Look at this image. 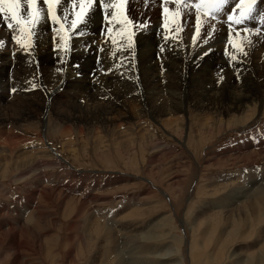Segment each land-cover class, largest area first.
<instances>
[{"label": "rangeland", "instance_id": "rangeland-1", "mask_svg": "<svg viewBox=\"0 0 264 264\" xmlns=\"http://www.w3.org/2000/svg\"><path fill=\"white\" fill-rule=\"evenodd\" d=\"M103 1L70 51L43 0L14 67L0 45V84L32 72L30 92L0 89V264H264V201L232 199L264 181V0L239 24L240 0L217 18L199 0H126L131 47ZM78 10L61 0L56 15L70 28ZM40 142L50 158L32 166Z\"/></svg>", "mask_w": 264, "mask_h": 264}, {"label": "snow or ice", "instance_id": "snow-or-ice-1", "mask_svg": "<svg viewBox=\"0 0 264 264\" xmlns=\"http://www.w3.org/2000/svg\"><path fill=\"white\" fill-rule=\"evenodd\" d=\"M177 4L180 0H176ZM43 3L47 5V18L53 24L60 25L57 35L59 36V44L56 48L59 49L61 53H65L69 50V41L71 39V30L76 29L78 25L84 23L86 14L93 7L94 0H78L79 10L73 12V18L71 19L70 28L64 27L61 23L60 18L56 15L57 5L61 3V0H43ZM77 0H72V4L75 5ZM125 4L126 0H112L111 7L115 9L112 12V19L120 25L119 35L127 40L128 46L131 47L133 43L134 33L130 30V26H133V21L125 14ZM228 4V0H199L195 5L197 11L200 10L201 6H205L208 12H211L214 16L221 13L225 6ZM27 5V18L23 15V6ZM257 0H240L236 8L240 9L239 17L235 18L229 15L228 20L234 21L239 24L246 19L253 18V14L256 11ZM100 8L103 10L106 5L101 0ZM178 15V13H173V16ZM0 17H2L7 22V27L9 29L13 28V25L17 26V29L21 35L18 38L13 35L12 40L16 41L25 50L32 47L33 26L37 25L41 20V11L37 7V0H0ZM105 20L108 19L107 16L104 17ZM199 20V17H198ZM259 23L264 26V12H261L258 17ZM66 22V18H65ZM109 31H112L109 29ZM246 33H252L251 29H244ZM255 32L259 33L260 29H255ZM195 40V38H193ZM248 44L252 41L245 37ZM229 41L231 42V36H229ZM113 44L116 40L113 39ZM3 41H0V45ZM233 47L237 49L238 52L243 53L244 49L238 44L233 43ZM56 50V49H54ZM227 55V53H225ZM235 60L236 57H231ZM35 87V85H33ZM11 91L14 93L17 89L12 88Z\"/></svg>", "mask_w": 264, "mask_h": 264}, {"label": "bare ground", "instance_id": "bare-ground-1", "mask_svg": "<svg viewBox=\"0 0 264 264\" xmlns=\"http://www.w3.org/2000/svg\"><path fill=\"white\" fill-rule=\"evenodd\" d=\"M105 1H103V3H104ZM100 3H101V0H94V3H93V6L96 8V9H98V10H100L101 8H100ZM105 4V3H104ZM107 4V3H106ZM232 4H233V0H232ZM109 5H110V3H109ZM235 4H233V6H231V7H236V5L234 6ZM94 8V9H95ZM106 9V8H105ZM104 9V10H105ZM108 9V8H107ZM98 10H96V11H98ZM104 10H103V12H104ZM109 10V9H108ZM111 10V9H110ZM109 10V11H110ZM95 11V10H94ZM106 11V10H105ZM62 13V12H61ZM72 13V12H71ZM96 14H97V12H96ZM93 15H95V14H93ZM89 16V15H88ZM99 16V15H98ZM109 16V15H108ZM42 17H43V19L45 20V22L46 21H48V18H47V8L45 7L44 9H43V12H42ZM97 17V16H96ZM215 18H217V17H219V16H217V15H215L214 16ZM95 18V17H94ZM92 20V19H91ZM219 20V19H218ZM43 21V20H42ZM113 21V20H112ZM100 22V21H99ZM101 23V22H100ZM114 24H115V22H114ZM117 24V23H116ZM205 24V23H204ZM1 26V25H0ZM110 26H113L112 24L110 25ZM4 27V26H3ZM48 27V26H47ZM2 28V27H1ZM0 28V29H1ZM6 28V30L4 31V33L3 32H1L3 35H0V41H3V44L5 45V44H7L8 46H9V48H7L6 50H5V52H6V54L4 55L5 56V59H6V61H7V63H8V66H10V67H14V65L12 64V62H13V60L18 56V55H20V54H25L27 51H28V49L27 50H25L24 48H22L21 47V45L19 44V43H17L16 41H13L12 40V36L13 35H15V36H17L18 38L20 37V35H21V33L18 31V30H16L17 29V26L16 25H13V28L12 29H9L8 27H5ZM107 28V27H106ZM120 28V27H119ZM92 29V28H91ZM2 31V30H1ZM160 35V34H159ZM104 36V35H103ZM162 36V35H161ZM233 36V35H232ZM76 38V37H75ZM92 39V38H91ZM170 39V38H169ZM157 40V39H156ZM159 40V39H158ZM99 41V40H98ZM137 41V40H136ZM48 42V41H47ZM79 43V42H78ZM77 43V44H78ZM47 45V44H46ZM2 46V45H1ZM42 46V45H41ZM96 46V45H95ZM50 48V47H49ZM103 48V47H102ZM104 49V48H103ZM0 51H1V49H0ZM58 51V50H57ZM70 51V50H69ZM98 51V50H97ZM108 51V50H107ZM222 51V50H221ZM100 52V51H99ZM226 52V51H225ZM104 53V52H103ZM113 53V52H112ZM3 54V53H2ZM123 54V53H122ZM229 55V54H228ZM44 56H45V54H44ZM48 56V55H47ZM3 57V56H2ZM103 57H105V56H103ZM31 58V57H30ZM107 58V57H106ZM2 59V58H1ZM24 59V58H23ZM109 59V58H108ZM15 60H17V59H15ZM22 60V59H21ZM110 60V59H109ZM19 61V60H18ZM23 61V60H22ZM111 61V60H110ZM109 61V62H110ZM16 63V62H15ZM19 63V62H18ZM107 63V62H106ZM116 63V62H115ZM182 63V62H181ZM23 64V63H22ZM3 65V64H2ZM4 65H6V64H4ZM19 65V64H18ZM24 65V64H23ZM23 65H21L20 64V66H18V68L16 67V68H14V70H13V72H12V77L10 78V79H7V81L4 83V81L0 84V89H2V90H8V91H10V87L11 88H15V89H17V91L16 92H14V93H17V94H19V95H21L20 94V92H21V90H24V89H27V90H25L26 92H30V89H28L29 88V86L26 84V82H25V79H24V77H28V76H31L32 75V72L30 71V70H28L26 67H24ZM38 65V64H37ZM106 65V64H105ZM36 66V65H35ZM107 69H108V65H107ZM104 70H106V69H104ZM124 70V69H123ZM122 71V70H121ZM64 72V71H63ZM66 72V71H65ZM102 72V71H101ZM66 74H67V72H66ZM103 74L105 75V73L103 72ZM27 75V76H26ZM72 75V74H71ZM103 75V76H104ZM59 76V75H58ZM73 76V75H72ZM109 76V75H108ZM106 77V76H105ZM64 78V77H63ZM120 78V77H119ZM88 79V78H87ZM112 79V78H111ZM90 80V79H89ZM88 80V81H89ZM105 81V80H104ZM14 82L15 83H17L15 86H14ZM90 82V81H89ZM26 85H25V84ZM98 84V83H97ZM113 85V84H112ZM169 85V84H168ZM30 86H32V85H30ZM112 87V86H111ZM52 89V88H51ZM54 90V89H53ZM52 90V91H53ZM94 90V89H93ZM114 90V89H113ZM234 90V89H233ZM1 91V90H0ZM33 91V90H32ZM235 91V90H234ZM23 92V91H22ZM38 92V91H37ZM36 92V93H37ZM54 92V91H53ZM236 92V91H235ZM6 93V92H5ZM34 93V92H33ZM95 93H97V92H95ZM32 94V93H31ZM53 95V94H52ZM118 95V94H117ZM15 96H17V95H15ZM92 96V95H91ZM24 97H26V95H24ZM31 97V96H30ZM164 97V96H163ZM10 98V97H9ZM21 99V98H20ZM172 101V100H171ZM14 102V101H13ZM8 103V102H7ZM11 104V103H10ZM9 104V105H10ZM28 104V103H27ZM75 104V103H74ZM170 104V103H169ZM12 105V104H11ZM76 105V104H75ZM87 105H89L88 103H87ZM167 105V104H166ZM242 105V104H241ZM78 106V105H77ZM92 106H93V104H92ZM9 107V106H8ZM31 107V106H30ZM89 107V106H88ZM69 109V108H68ZM87 109V108H86ZM112 109V108H111ZM15 110V109H14ZM61 110H63V109H61ZM114 110V109H113ZM69 111V110H68ZM3 112V111H2ZM1 112V113H2ZM60 112V111H59ZM168 112V111H167ZM166 113V112H165ZM61 114V113H60ZM68 114V113H67ZM111 114V113H110ZM4 115V114H3ZM62 116V115H61ZM68 117V116H67ZM7 119V118H6ZM9 119V118H8ZM166 119V118H165ZM1 120H2V116H1V114H0V122H1ZM7 121V120H6ZM169 121V120H168ZM167 121V122H168ZM180 121V120H179ZM178 121V122H179ZM166 122V123H167ZM173 122V121H172ZM4 123V122H3ZM169 123H170V121H169ZM1 124H2V122H1ZM179 128V127H178ZM173 130V129H172ZM9 132V131H8ZM66 133V132H65ZM121 133V132H120ZM141 133V132H140ZM139 133V134H140ZM120 135H122V136H125V133L123 132V133H121ZM127 136V135H126ZM123 138V137H122ZM124 139V138H123ZM143 139V138H142ZM21 141V140H20ZM126 141H127V139H126ZM145 141V140H144ZM6 141H4V143H5ZM8 142V141H7ZM2 143V142H1ZM25 143V142H24ZM22 144V143H21ZM98 144V143H97ZM0 145H2V146H0V147H3V145L4 144H0ZM7 145H9V144H7ZM28 146V145H27ZM38 146V145H37ZM5 147V146H4ZM3 147V148H4ZM8 147V146H7ZM10 147V146H9ZM39 148H40V150L41 151H39L40 153L39 154H37L38 153V151H37V153H35V154H31L32 156H30V157H28L29 158V161H28V163H32V162H37V160H39L40 158H47V157H49L50 158V156L48 155L49 154V150L45 147V145L42 143V142H40V145L38 146ZM23 148V147H22ZM5 149H6V147H5ZM8 149V148H7ZM12 149H13V147H12ZM2 150L3 149H0V152L2 153ZM11 150V149H10ZM10 150H9V152H10ZM14 151V150H13ZM35 151V150H34ZM25 152V151H24ZM30 152H31V150H30ZM29 152V153H30ZM33 152V151H32ZM259 152V151H258ZM26 153V152H25ZM24 153V154H25ZM28 153V154H29ZM1 155H3V154H1ZM22 155V154H21ZM25 155H27V154H25ZM11 157V156H10ZM23 157V156H22ZM12 158V157H11ZM14 158V157H13ZM21 158V157H20ZM19 158V159H20ZM17 159V158H16ZM26 159V158H25ZM24 159V160H25ZM12 160V159H11ZM28 160V159H27ZM246 160V159H245ZM13 161V160H12ZM16 161H18V159L16 160ZM40 161V160H39ZM22 162V161H21ZM27 162V161H26ZM247 162V161H246ZM15 163V162H14ZM19 163H20V161H19ZM18 163V164H19ZM28 163H26L27 165H28ZM34 163H32L33 165L32 166H34ZM16 164V163H15ZM17 164V165H18ZM19 165H21L22 166V164H19ZM12 166V165H11ZM16 166V165H15ZM14 166V167H15ZM23 166H24V164H23ZM2 167V166H1ZM18 168V167H17ZM34 173V172H33ZM5 176V175H4ZM32 176V175H31ZM3 177V176H2ZM244 178H246L247 179V181L248 182H250L251 180H253V179H251L250 177H244ZM253 178H254V176H253ZM264 178V177H263ZM262 180V179H261ZM243 184V183H242ZM259 184V183H258ZM213 185V184H212ZM246 185V184H245ZM246 186H241V187H238V190H236L235 192H234V194H235V196L232 198V199H235V200H237V199H242V197H243V195H244V192H245V195L244 196H246L244 199H247V200H251V201H264V195H263V192L261 191V189L262 190H264V181H262V183H260L259 184V186H257V187H255L254 189H252V190H248L247 192L245 191V190H247L246 188H245ZM36 193V192H35ZM247 194V195H246ZM231 196H233V195H231ZM230 196V197H231ZM32 198V197H31ZM243 199V200H244ZM99 203V202H98ZM234 210V209H233ZM38 218V217H37ZM210 223V222H209ZM168 225V224H167ZM108 228V227H107ZM110 229V228H109ZM194 230V229H193ZM166 232V231H165ZM204 232V231H203ZM91 234V233H90ZM226 234H227V232H226ZM162 238V237H161ZM149 239V238H148ZM152 239H154V238H152ZM103 250V249H102ZM144 250H146V249H144ZM149 254H151V252L149 251V249H148V251H147ZM153 253V252H152ZM144 254V253H143ZM142 254V255H143ZM146 254V253H145ZM166 256L168 255V254H165ZM165 255H164V257H165ZM174 255V254H173ZM141 258V257H140ZM145 258H148V257H146L145 256ZM144 258V259H145ZM168 258V257H167ZM143 259V260H144ZM164 259H166V258H163V259H161V260H164ZM169 259V258H168ZM142 260V259H141ZM148 260H150V259H148ZM158 260H160V259H158ZM172 261V260H171ZM174 264H179V262H176V261H172ZM259 262V261H258ZM258 262L256 263V264H258ZM150 263V262H149ZM122 264V263H121ZM151 264H170V261H161V262H155V263H151Z\"/></svg>", "mask_w": 264, "mask_h": 264}]
</instances>
